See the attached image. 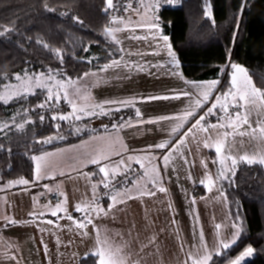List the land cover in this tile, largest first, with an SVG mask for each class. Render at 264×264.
<instances>
[{"label":"crops","instance_id":"1","mask_svg":"<svg viewBox=\"0 0 264 264\" xmlns=\"http://www.w3.org/2000/svg\"><path fill=\"white\" fill-rule=\"evenodd\" d=\"M139 10L125 24L115 27L122 29L114 33L120 38V43L113 41L120 50L116 58V61H120V66L107 71L88 72L87 76L84 74L71 79L76 83L67 90L69 99L75 100L78 105L125 100H132L134 103L130 106L120 103L104 104L103 114L99 108L91 109L93 114L87 115L93 118L90 125L94 126L91 128L94 130L88 131L98 130L97 128H103L104 131L66 147L36 155L52 154L49 157L51 170L43 178L36 179L35 161V174L28 185L0 181V264H79L83 257L96 250L97 234L100 239H108L113 246H123L129 257L128 264H184L189 253L186 239L192 237L195 240L197 237L200 241L202 232L203 242L211 244L213 238L207 228V219H212L213 230L218 238L216 248L220 240L231 239V234L236 232L228 210L229 204L220 186L221 181L212 187V191H208L206 186V176L215 180L218 173L216 168H221V165L214 146L204 147V133L196 132V140L189 136L187 147H181L188 160L187 164L178 155L168 165L162 160L168 148L191 127L192 121L195 122L200 115L205 114L203 109L206 103L196 109V115L190 117L175 134L171 132L174 120H159L162 116L182 115L189 106V97H171L181 91L195 92L196 89L185 83L193 80L184 76L177 55L179 67L170 63L167 48L160 39V35H166L159 24L157 9H153L154 13L152 10ZM153 24H158L159 35L157 29L151 27ZM169 43L171 44L170 39ZM172 50L174 51L173 46ZM135 65H142L143 70H136L133 67ZM232 71L229 67L230 78ZM176 72L183 79L173 74ZM213 80L218 83L211 91L210 99L218 89L219 79L193 82ZM253 83L256 86L254 81ZM76 88L80 89L79 93L75 91ZM60 91V101L66 105L62 114H71L72 107L63 98L62 90ZM165 95L170 98L150 99ZM85 96L87 100L84 99ZM137 110L140 112L139 116ZM257 115L253 113L249 117L250 121H255ZM71 117L78 122L73 115ZM259 119L264 124V116ZM114 125L117 127H113ZM77 128L80 132L83 131L82 127ZM236 139L246 140L247 137ZM162 142L167 145L165 149L154 147ZM251 143L257 150L260 149L259 140ZM101 153L109 158H100ZM129 156L133 157L131 161L128 160ZM93 158L100 159V163H91ZM120 160L125 161L127 168L121 165L115 178L121 177L133 167L144 170V173L147 169L148 175L143 174L120 190L123 195L118 196L114 203L111 196L116 193L110 197L103 193L105 187L101 181L105 177L99 169L105 166L109 172L108 179L112 181V169ZM137 160L141 163H137ZM154 168L159 170L156 187L150 182ZM201 180L205 183H200ZM158 186L167 191H158ZM198 186L204 188V194L200 191L201 195H196L195 188ZM55 191L59 194L63 192L67 198L64 202V197L61 196L60 201L64 202L66 211H59L56 216H52L55 205L42 204L40 197ZM147 192H155V195H141ZM78 203L82 207L91 204L93 209L98 205L107 214L76 211ZM113 203L114 206L109 211V205ZM86 216L91 219V223L87 222ZM9 219L15 223H8ZM77 222H84L87 227L77 228ZM216 225H220V228L217 229ZM194 226L196 237L192 232L193 228H190ZM186 231H190L192 235L186 237ZM85 232L87 235L83 234ZM11 256H15L16 260L9 259Z\"/></svg>","mask_w":264,"mask_h":264},{"label":"trees","instance_id":"2","mask_svg":"<svg viewBox=\"0 0 264 264\" xmlns=\"http://www.w3.org/2000/svg\"><path fill=\"white\" fill-rule=\"evenodd\" d=\"M106 4V0H0V32L10 29L0 35V93L16 74L43 73L69 80L100 71L116 60L120 50L104 31L109 27ZM158 7L159 24L187 79H219L222 67L238 64L264 90V0H182L179 7ZM208 9L210 18L205 15ZM230 79L228 75L220 96L231 87ZM47 95L46 90H39L9 103L0 102L1 182L30 181L35 174L33 156L104 131L80 132L75 121L53 120L66 105L54 100L38 107ZM59 105L62 111L49 110ZM207 117L217 121V116ZM19 124L24 127L19 129ZM49 137H53L51 142H44ZM216 169L218 172L220 167ZM233 180H220V186L232 223L241 229L240 238L214 255L210 264H229L247 247H252L255 255L244 264H264V165L238 163ZM195 191L196 195L205 193L200 186ZM79 264H97V258L89 255Z\"/></svg>","mask_w":264,"mask_h":264},{"label":"snow or ice","instance_id":"3","mask_svg":"<svg viewBox=\"0 0 264 264\" xmlns=\"http://www.w3.org/2000/svg\"><path fill=\"white\" fill-rule=\"evenodd\" d=\"M47 8V5H45ZM112 0H107V7L104 9L105 12L108 9L112 8ZM130 7V5H129ZM48 11H54V9L47 8ZM243 11V7L241 9ZM205 15L209 18L211 17V11L208 9L205 12ZM77 22L82 23L79 21L78 18ZM110 23L116 24H125V19L123 17H113ZM127 27V25H126ZM151 27L157 29V35H159V26L158 24H153ZM10 31L8 28H4L3 32H0V35H3L4 32ZM106 36L110 37V39L116 43H120V38L115 35L114 33H118L122 31L120 28H112V27H105L104 29ZM138 38V37H134ZM160 39L164 42V46L167 48L168 56L171 58L170 63H172L175 67H179V62L176 58L175 52L172 50V46L169 43V37L160 35ZM44 47H48L47 44ZM56 54L59 56V50H54ZM158 54V53H157ZM120 61H112L110 64L104 66L102 71H107L109 68L112 67H119ZM127 66V65H126ZM136 70H143L142 65H135ZM230 67L233 69L231 74V87L226 93H223L222 96L218 95L215 97L214 102L211 104L210 107L207 108V111L204 115H200L198 119L185 131L180 138L176 141L175 144L172 145L171 148H168L167 152L163 155L162 160L165 165H168L171 160L178 155L181 159L184 160V163L187 164L188 160L184 156V153L181 151V147H187V138L191 136L193 140H196V132H202L205 134V138L202 141L204 147L214 146L215 152L218 157V162L221 165L220 170L218 171L215 180L212 179L211 176H206V180L208 181L207 187L208 191H212V187L215 186L220 180H229L230 182H234L233 178L235 177L236 173V166L238 163H246L248 165L252 164H260L264 165V124L260 122L259 117L264 116V90L257 88L251 76L248 74L246 68L238 64H231ZM51 71V70H50ZM174 75L179 76V78L183 79L182 75L179 72L173 73ZM43 73L39 74L38 76H30L29 74L25 73L24 76L20 74L15 75V79L21 82L23 85V92H20L18 88H15L10 85H5V92L7 95H0V100L4 101L5 103L13 98L15 95H27L33 94L30 92L32 88L33 82L37 87H46V85L41 83V78L43 77ZM89 75L85 73V76ZM53 79V77H49ZM75 81L69 80L65 81H57V88L58 91L53 94L51 88H48V97L45 103H41L38 107H45L46 104L51 103L53 99H55V103H59L61 99V91L63 98L71 105L72 113L69 115H53L52 119L56 120H66L69 119L70 116L74 115L76 119H80L77 113H86V114H93L91 109L99 108L101 110V114H103L104 104H113V103H120L124 106H130L134 102L132 100H125V101H104L98 102L93 105L83 104L78 105L77 102L73 99H69V93L67 88L69 86H74ZM185 83L190 84L193 89H196L195 92L190 91H181L179 94H175L171 98H180V96L189 97L190 103L189 106L184 109L183 114L176 117H168L162 116L159 120H174L175 124L171 128V132L173 134L180 131L183 127L184 123L190 118L196 115V109L200 108L203 104L207 103L211 91L215 88L218 81L213 80L209 82H193V81H185ZM75 91L77 93L80 92L79 88H76ZM170 97L165 96H156L151 97L150 99H169ZM87 100V96L84 97ZM54 106V105H53ZM219 109V113L217 111ZM118 110V109H117ZM257 113V119L255 121H250L249 117L253 114ZM140 115L139 110H137V116ZM207 116H217V121L215 123L206 122ZM15 119V118H13ZM40 119L43 121L44 116L41 115ZM152 122V121H149ZM247 126V127H245ZM3 127H8L7 124H4ZM19 129L24 127L23 124L17 125ZM58 127V126H57ZM113 127H117L114 125ZM123 127V125H120ZM2 130V128H0ZM236 137H247V139H240L237 140ZM53 137L47 138L44 142H51ZM253 140L260 141V149L257 150L256 147L251 143ZM209 141H212L210 144ZM199 143L200 141H196ZM154 147L165 149L167 145L165 143H160L155 145ZM52 154H45L43 156H33L32 159L36 161V179L39 180L47 175V173L51 170V165L49 163V157ZM100 158L108 159L109 157L103 153L100 154ZM133 157L129 156L128 160L131 161ZM93 164H99L100 159L93 158L91 161ZM137 163H141L140 160L136 161ZM216 161H214L215 163ZM230 162V163H229ZM127 165L124 160H120L115 168L112 169V177L111 179L114 180L115 176L118 174L117 169L121 166ZM141 167H144L141 164ZM206 167V165H205ZM99 171L104 173L105 180L101 181L105 188L109 187V172L106 170L105 166L100 167ZM63 175V173H61ZM144 175H148L147 169H145ZM159 180V170L154 168L153 175L150 179V182L153 184L154 187L157 186V182ZM10 184H18V185H28L30 181L20 178L16 181L9 182ZM200 183L204 184L205 181L201 180ZM47 188L48 186L45 185ZM95 188V186H93ZM157 190L160 192H166L162 186H158ZM52 191V189H49ZM155 195V192H147L141 193V195ZM123 195V193L117 191L115 195L111 196L112 201L115 203L118 196ZM222 195V193H221ZM60 196L64 197V202H66V197L64 196L63 192H60ZM132 197H129L131 199ZM64 202L57 203L54 206V209L51 212L52 216H56L57 212L59 211H66L64 207ZM95 203V201H93ZM123 203L124 201H120ZM109 205V211L114 206ZM193 203H195V199H193ZM76 211H83L87 213L88 211H96L99 215L100 213L107 214L103 208H100L98 205L95 209L92 208L91 204L82 207L81 204H77ZM35 213H30V215H34ZM43 215V213H40ZM71 219V216L68 217ZM87 222L91 223V219L87 218ZM8 223H15V221L8 220ZM48 223H52V221H48ZM76 227L80 229H84L87 227L86 223L84 222H77ZM216 228L219 229L220 225H216ZM87 235V233H83ZM241 229L237 227V230L234 234H231V239H223L219 241V245L217 248L213 250H209L207 245L203 243V233L200 234V244L196 245L197 248L196 252H189L188 258L184 262V264H210V261L213 259V255H220L222 250H227L231 246L237 243V240L240 238ZM203 247V253L200 251V247ZM46 247V246H45ZM253 254V248L247 247L246 250L234 261L232 264H241L245 257H249ZM89 255H93L97 258V264H128L129 257L124 251L123 246H113L112 243L108 239H100L99 234H97V247L96 250ZM11 260H16L15 256L9 257Z\"/></svg>","mask_w":264,"mask_h":264},{"label":"built area","instance_id":"4","mask_svg":"<svg viewBox=\"0 0 264 264\" xmlns=\"http://www.w3.org/2000/svg\"><path fill=\"white\" fill-rule=\"evenodd\" d=\"M142 1L143 0H112L113 7L108 9L107 12L104 11V14H106V17L108 19V26L112 28H115L118 26L119 23H116V24L110 23L113 17H123L125 21L128 20V18L132 17L133 13H135L138 9H140L141 6H143ZM181 2L182 0H157L156 7L158 6H159L158 8L163 7V6L164 7H179ZM106 7H107V4L105 8ZM229 67H230V64H227L225 65V67L221 68L219 84L217 87L218 89L215 90L212 97L205 104L204 109H203L204 112H206L207 108L210 107L211 104L214 102L215 97L220 95V90H222L221 88L223 87L225 80L226 78H228V75H229ZM56 109L58 111H62L63 107L62 105H59L57 106V108L56 107L54 108L53 106L49 108L50 111H53ZM207 121L212 123L214 120L212 117H207ZM143 174H144V170L136 169L133 167V169H129L126 173L121 175V177H116L114 180H112L109 183L108 188H103V193L106 196L110 197V195L115 194L117 191L125 189L130 183L136 181ZM61 198L62 197L60 196L59 192L55 191L49 194L42 195V197H40V201L42 204H50L52 206V205H56L57 203H60Z\"/></svg>","mask_w":264,"mask_h":264},{"label":"rangeland","instance_id":"5","mask_svg":"<svg viewBox=\"0 0 264 264\" xmlns=\"http://www.w3.org/2000/svg\"><path fill=\"white\" fill-rule=\"evenodd\" d=\"M156 2H157V0H143L142 1V5L143 6H141L140 7V10L139 11H142V10H144L145 9V11L146 10H152L153 11V13H154V8L157 6L156 5ZM155 9H157V8H155ZM248 71V70H247ZM27 74H29L30 76H38L39 74H31V73H27ZM248 74L251 76V74L248 72ZM21 76H24L25 74H20ZM49 77H53V79H50ZM251 78H252V80L254 81L255 79L251 76ZM68 79H66V80H62V79H59L57 76H54V75H51V74H48V75H43V77L41 78V83L42 84H44V85H46V87H37L36 86V84H35V81L33 82V85H32V88L30 89V92L31 93H36L37 91H39V90H46L47 92H48V88H51L52 89V91H53V94H55L57 91H58V88H57V81H67ZM5 85H10V86H13V87H15V88H18L19 89V91L20 92H23V85H21V82L20 81H18V80H16L15 79V75L12 77V79H10V80H8V82L5 84ZM5 85H4V87H3V89H2V92L0 93V95H7V93L5 92ZM69 89V87L67 88V90ZM27 95H29V94H27ZM21 95H15L13 98H11V99H9L6 103H9V102H11L13 99H15V98H18V97H20ZM47 97H48V95L46 96V98H45V101L47 100ZM55 99H53V101H54ZM52 101V102H53ZM0 102H4V101H2V100H0ZM52 102H51V104H52ZM5 103V102H4ZM49 104V103H48ZM47 104V105H48ZM70 113L68 112L67 113V115H69ZM57 115H61V114H57ZM63 115H65V114H63ZM76 115H79L81 118L80 119H77L78 120V122L76 123V126H75V128L76 127H82V129H83V131H88V130H94V129H91V128H93L94 126H92V125H90V123L92 122V120H93V118L92 117H89L87 114H85V113H77ZM74 116V115H73ZM75 117V116H74ZM68 120V122H70L71 123V120L73 121V118L70 116V118L69 119H67ZM74 125V124H73ZM76 129H78V128H76ZM17 221H19V220H21V219H16ZM196 220V219H195ZM208 220V230H210V232H211V238H213V239H211V241H210V245H209V243H206V245H207V247H208V249L209 250H213V249H215L216 248V246H217V239L218 238H216V234H215V232H214V230H213V223H212V219H207ZM197 224V226H198V223H196ZM202 224V223H201ZM234 225V224H233ZM202 226V225H201ZM235 227V226H234ZM191 229H192V232H194V234H195V237L197 236L196 235V232H195V226L194 227H190ZM237 230V229H236ZM185 235H186V237H189V235H192V233H190V231H186V233H185ZM188 235V236H187ZM194 236V235H193ZM195 240H192V237H189L188 239H186V242H187V246H188V252H196L197 251V248L195 247L196 245H199L200 243V241H198V239H197V237L196 238H194ZM208 242V241H207ZM204 243V242H203ZM205 244V243H204ZM200 251H201V253H203V247L201 246L200 247ZM255 255V251L253 250V254L251 255V256H249V257H245L244 258V260L241 262V264H244V263H246L247 261H249L250 259H252L253 258V256ZM239 257V256H238ZM237 257V258H238ZM236 258V259H237ZM235 260V259H234ZM229 264H232V262L231 263H229Z\"/></svg>","mask_w":264,"mask_h":264}]
</instances>
